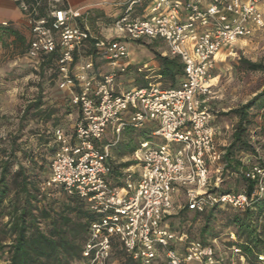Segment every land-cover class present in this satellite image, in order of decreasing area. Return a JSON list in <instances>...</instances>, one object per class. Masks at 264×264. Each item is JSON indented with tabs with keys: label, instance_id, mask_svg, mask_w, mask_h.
I'll list each match as a JSON object with an SVG mask.
<instances>
[{
	"label": "built area",
	"instance_id": "2783aa9c",
	"mask_svg": "<svg viewBox=\"0 0 264 264\" xmlns=\"http://www.w3.org/2000/svg\"><path fill=\"white\" fill-rule=\"evenodd\" d=\"M118 5L122 11L112 25L121 37L95 38L94 49L124 72L129 66L127 41L161 39L168 56L184 66L176 86L149 83L117 92L118 71L94 78L92 58L74 71L77 55L92 38L79 22L86 11L68 0L21 3L31 31L27 58L37 67L42 55L59 49L58 85L70 90L71 102L79 108L71 131L54 130L57 150L46 182L83 199L96 216L83 260L75 264H110L117 247L139 264H223L218 238H192L170 219L183 208L199 214L215 206L243 212L264 199V153L259 147L247 167L232 173L242 175L250 191L220 190L227 144L217 142L212 123L219 55L227 49L231 55L236 43L264 30L261 0H123ZM148 123L163 142L141 140L131 164L116 169L109 146L100 144L108 130L118 142L126 128ZM176 193L183 194L179 202ZM228 241L236 242V235L231 233ZM229 248L245 259L240 247Z\"/></svg>",
	"mask_w": 264,
	"mask_h": 264
},
{
	"label": "trees",
	"instance_id": "16d2710c",
	"mask_svg": "<svg viewBox=\"0 0 264 264\" xmlns=\"http://www.w3.org/2000/svg\"><path fill=\"white\" fill-rule=\"evenodd\" d=\"M4 36H13L26 43L25 36L12 27L0 32V41ZM152 50L160 63L159 75L169 77L170 86H176L184 73L183 63L177 57L162 55L153 51L150 43L143 41ZM96 52V50H95ZM94 47L87 48V54H94ZM60 50L42 55L37 66L40 74L49 73L50 82L59 79L58 60ZM242 62L251 70H262L264 66L258 62L243 59ZM72 103V102H71ZM73 104V103H72ZM43 87L24 111V120L31 117H44L50 123L46 135L39 138L42 149L23 148L21 137L12 138V142L5 159L0 163V264H75L83 260V250L90 234L91 223L95 214L87 207L86 202L76 195H68L62 187L46 186L50 176V165L57 144L54 130L59 119L53 118L50 109H42ZM77 110V105L73 104ZM254 106H264V90L255 95L247 103L232 109V114L238 117L234 125L232 137L224 147L225 171L222 176L220 190L228 192L232 189H251V184L239 173L253 161L255 141L249 137L251 124L250 109ZM127 162L119 167L129 166ZM17 166V168H15ZM223 209L215 206L205 213H195L183 208L171 217V224L178 230H184L183 222L190 213L194 218H202L199 238L207 242L217 235L211 231L207 236L209 226L214 221L216 213ZM230 224L238 228L234 233L239 240L230 242L241 248L246 262L249 264H264V233L258 229V217H264V199L258 201L253 209L243 212L231 208ZM188 232V231H186ZM189 233V232H188ZM189 235L193 237L190 233ZM237 239V238H236ZM120 256L121 264H139L120 248H116L113 258Z\"/></svg>",
	"mask_w": 264,
	"mask_h": 264
},
{
	"label": "rangeland",
	"instance_id": "374dc122",
	"mask_svg": "<svg viewBox=\"0 0 264 264\" xmlns=\"http://www.w3.org/2000/svg\"><path fill=\"white\" fill-rule=\"evenodd\" d=\"M264 0H261V4ZM264 11V9H263ZM112 22H107V27L111 26ZM113 30L112 33H114ZM130 41V51L136 57L143 60L146 56L144 46L137 41ZM148 42V40H145ZM158 41L151 42L153 47ZM21 43L11 45L8 37H2L0 41V163L5 159L9 151L12 138L21 137L20 143L23 148H34L37 151L42 149L39 138L46 135L47 128H51L50 123L43 117H27L24 120V111L26 107L35 100L40 86L43 87L42 109H50L53 113L52 119H59L58 126L65 130L71 131L78 118L79 111L71 103L68 91L59 87L57 79L50 82L49 73L40 74L38 68L23 59L21 52ZM147 46V45H146ZM153 49V48H152ZM153 51L162 53V48H155ZM17 54L19 56H17ZM261 63L264 66V30H256L250 38L239 41L234 45V51L231 55L224 57L222 62H218L215 69V104L213 105L216 119L221 127L228 124L229 131L234 129L238 121V117L232 114L231 110L240 107L247 103L255 95L264 90V69L251 70L242 62V60ZM152 64L155 67L153 74L157 75L160 69V63ZM135 77L136 84L139 82H160L162 86L168 87L171 85L169 77L157 76L153 78L145 77L146 73H139ZM151 73V72H149ZM179 83V79L177 80ZM251 124L249 126V137L255 141L262 153H264V106H254L249 111ZM155 128L152 123L146 124L139 129L128 127L125 132L118 138L116 145H110V152L118 156L122 153L131 154L138 141L149 139L154 142H163L161 138L153 137L151 131ZM228 130V129H227ZM137 134L140 137H130ZM233 134V132H232ZM232 137V135H231ZM224 137H218L221 141ZM231 139V138H230ZM229 139V141H230ZM226 142V144L229 143ZM119 160V158H118ZM119 166V164H116ZM17 168V166H15ZM183 199V194L176 193L174 200L179 202ZM220 209L216 213L214 221L209 226L206 236L212 231L218 236V248L225 261L223 264H249L248 261L241 262L239 256L233 254L229 248L231 244L228 239L231 233H235L238 228L230 224V215L232 211ZM179 213V211H178ZM202 218H194V213H190L183 225L185 231H188L193 237L199 238L200 227L202 226ZM258 229L264 233V217H258ZM237 240L238 237L236 236ZM0 259V263H2ZM122 259L116 256L110 264H121Z\"/></svg>",
	"mask_w": 264,
	"mask_h": 264
},
{
	"label": "crops",
	"instance_id": "0c3cea01",
	"mask_svg": "<svg viewBox=\"0 0 264 264\" xmlns=\"http://www.w3.org/2000/svg\"><path fill=\"white\" fill-rule=\"evenodd\" d=\"M32 1L34 0H0V32H2L3 29L5 28L12 27L16 31H18L21 35L25 36L26 38L25 44H23L20 39H14L13 36H10V37L6 36V37H8L9 41H11L10 46L17 44L18 41L19 43H21L20 44L22 45L21 52L23 53L22 57L23 59H26L28 62H30V60L27 58L26 53H27L29 41L31 38V31H30V27L28 25L27 19L25 17V14L21 8V3L22 2L31 3ZM122 1L123 0H68V3L72 7L80 8L86 11L84 18L80 20L79 22L82 26H86L87 28H89L92 33V38L90 42L88 43V47L93 46L92 42H94L95 38L108 39V38H113V37H121L120 34L113 28L112 24H113L115 17H117L122 11L121 6L118 5V3ZM199 1H201L202 3H205L207 0H199ZM260 6L263 11L264 1ZM110 21L112 22V24L111 26L107 27V22H110ZM3 23H7V25L4 26ZM113 30H115L114 33H112ZM143 41L145 40L137 41L139 42L140 45L144 46V51L146 52L145 54L146 56H144L143 60H139L135 56L130 58V55L131 54L134 55V54L131 53L130 51V46H129L130 41H127L129 55L126 59V63L129 64V66L124 72L119 71L117 65L112 64L109 61L105 60L103 56L101 55V53L97 51L95 52V49H94V52H95L94 54H90L91 56L88 55L87 54L88 47L86 48L83 54H81L80 56L77 55L75 63L73 64V70L76 71L81 64L88 61L90 58L94 60V64H95L93 71H91V74L94 78H99L100 75L103 73L117 70L118 75H117L116 82H115V89L117 92H124L126 90H130L133 88L146 86L149 83H160L158 81L157 82L146 81V82H139L136 84L135 77L138 74L137 72L139 73L148 72L145 75V77L147 78H153L155 76H157L158 78L161 77L159 74L157 75L153 74V72L156 70L155 69L156 66L152 64H156L157 61H156L155 55L152 52V50H150L146 46V44H144ZM153 41H158V42L152 48L153 49L155 48L156 50L157 47L158 48L163 47V52L161 54L168 56V48H167L166 43L163 40L152 39V40H148V42L146 41L145 42L151 44V42ZM1 52H2V49H0V53ZM17 56L19 55L17 54ZM227 56H229L228 49L223 51L219 55L218 62H222L224 60V57H227ZM215 80H216V76L214 79V94H215ZM65 90L68 91L69 97H71L70 90L68 89H65ZM214 99L216 100V97ZM215 100H213L212 102L213 109H214L213 105L215 104ZM78 117H79V113H78ZM212 123L217 129V134H216L217 142L220 145H225L226 142L229 141V139L231 138L233 130L231 131H229V129L227 130V128L229 127L227 124L225 125V128H226V131H225L224 127L222 128L221 125L218 123V120L216 119V117ZM126 130L127 128L123 132H125ZM153 131L154 129L151 131L152 136H153L152 134ZM220 136L224 137L222 138L221 141L218 139V137ZM104 137H105L104 140L100 143L102 147H106L107 145L110 147V145H116L118 143V142H115L114 137H117V136L115 135L112 129H109ZM130 137H140V136L137 134H133ZM140 141H138L137 145L135 146L131 154L122 153L118 156H115L110 152L111 162L114 165V167L116 166V164L121 165V164L130 162V160L133 158V153ZM239 259L241 260L242 263L245 262V259L242 260V258L240 257Z\"/></svg>",
	"mask_w": 264,
	"mask_h": 264
}]
</instances>
